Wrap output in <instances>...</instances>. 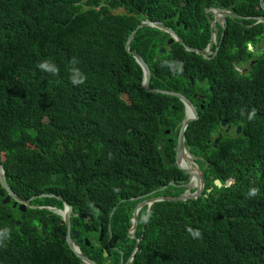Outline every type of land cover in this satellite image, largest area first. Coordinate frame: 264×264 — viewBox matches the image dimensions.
Wrapping results in <instances>:
<instances>
[{
  "label": "trees",
  "instance_id": "1",
  "mask_svg": "<svg viewBox=\"0 0 264 264\" xmlns=\"http://www.w3.org/2000/svg\"><path fill=\"white\" fill-rule=\"evenodd\" d=\"M207 8L248 18L226 19L212 60L167 46V34L146 26L130 44L150 69L151 89L179 93L191 77L214 95L184 134L186 150L204 170L203 191L186 203L140 211L131 264H264V24L255 20L264 17V0H0V162L11 191L28 200L20 213L0 198V232L8 230L7 239L0 237V264H82L68 248L61 218L39 208L61 209L62 202L42 195L66 201L80 227L111 222L120 234L146 197L184 191L177 186L187 176L173 165L183 106L141 87V69L125 44L149 19L204 50ZM42 61L57 71H42ZM76 70L85 77L79 85L71 83ZM221 120L240 126L238 136L224 134ZM212 133L223 137L214 144ZM252 187L259 191L248 197ZM127 244L131 252L133 241Z\"/></svg>",
  "mask_w": 264,
  "mask_h": 264
},
{
  "label": "water",
  "instance_id": "2",
  "mask_svg": "<svg viewBox=\"0 0 264 264\" xmlns=\"http://www.w3.org/2000/svg\"><path fill=\"white\" fill-rule=\"evenodd\" d=\"M209 12H212L213 19L208 18L207 14ZM205 16L208 19V23L210 26V39L209 42L204 50L200 49H193L185 45V43L182 41L180 37L176 35V33L169 27L164 26L160 22H153L149 19H144L141 21V23L136 27L135 30H133L129 36L128 40L125 44V50L126 52L131 55L135 61V63L140 67L141 72H142V81H141V87L148 93L152 94H161V95H167V96H172L177 98L180 103L184 107V118L180 124V128L178 130L177 134V141L176 145L174 147V165L176 166L177 169H179L184 175H186L189 179V188L188 190L181 196L179 197H149L147 199H143V197H137L135 198V201L142 200L138 205L135 206L133 214H132V228L130 230L134 231L136 229L137 225V213L142 207H147V211L149 208L158 202H183L186 203L188 200H195L197 199L204 187V179H203V174L198 173L197 169L194 167L192 169L186 168L181 165L180 160L185 152L190 160H193V157L188 153V151L185 148L184 145V134L189 126V124L195 122L197 118V114L195 111L194 106L185 98L184 94L187 93V90H183L182 94L178 92H171V91H165V90H159V89H151L149 84H150V78H151V73L148 65L146 62L142 59V57L133 50H130V44L131 41L133 40L136 32L138 29H140L142 26L154 28L160 32H163L169 36V39L167 41V45L170 46L173 43H178L181 46H183V49L189 53H194L199 56H201L203 59L207 60L209 59V51L212 45H216L218 43V33H219V28H224V25L226 23V19H231V20H238V21H245L248 18L243 17L241 15L235 14L231 11H223L220 10L219 8H207L205 10ZM257 22L256 23H262L264 24V17H259L255 19ZM240 24H242L240 22ZM178 26V23L176 24ZM220 36H223V33L220 34ZM217 48L215 49L214 54H216ZM164 50L162 48L159 49V53L162 54ZM191 81V80H190ZM224 125V122L222 123V126ZM240 132V126L237 127V134ZM214 185L217 188H221V184L219 183L218 180H215ZM230 183H228L229 185ZM191 191H193L191 193ZM209 191V190H208ZM44 197L48 198H54L57 199L58 201L62 202V208H56V207H39L40 209L44 210H49L52 213L58 215L62 222L64 223L66 227V243L68 245L69 250L80 260L82 264H95L92 262L88 257L82 254L79 246L75 244L74 240L78 237L77 232H71V220L74 218H78L79 214L74 213L72 208L67 204L66 201H64L61 197L55 196V195H42ZM0 198H2V205H8L12 204L13 208L17 207V210L20 213L25 212V208L28 204V201H24L20 199L16 194H14L9 186L7 185L5 178H4V170L2 167V164L0 162ZM21 220H23V216L20 217ZM19 222H16V225H19ZM75 225L78 226L77 220L74 221ZM129 237L134 239L133 234H129ZM86 245H88V242L86 241ZM138 250V242L135 245V248L132 252L131 255V261L134 258L135 253ZM130 263V260L128 261ZM126 263V264H128Z\"/></svg>",
  "mask_w": 264,
  "mask_h": 264
},
{
  "label": "flooded vegetation",
  "instance_id": "3",
  "mask_svg": "<svg viewBox=\"0 0 264 264\" xmlns=\"http://www.w3.org/2000/svg\"><path fill=\"white\" fill-rule=\"evenodd\" d=\"M168 39H167V41H168ZM167 41H165L166 45H167ZM162 46H163V44L160 43L159 47L164 50V48ZM215 49L213 51V55H211V48H210V51H209V59L210 60H212L213 56H215V54H214ZM216 53H217V51H216ZM178 75L184 76L183 73H177L176 76H178ZM198 80L202 84V80L201 79H198ZM177 87L181 89V91L179 92L181 94H182L184 89L187 90V93H185L184 96L194 106L198 119H199V111L204 112V110H206V112H208L209 104H210V102H212L211 98L214 96L211 94L210 88H205V86L203 88L198 87V82L193 83V80L191 77L186 78V81L184 82L183 86H177ZM217 96H219V94ZM204 105H205L206 109H204ZM221 109H222V113L226 112L228 110L224 104V101L221 103ZM183 110H184V107H183ZM223 122H224V125L222 126ZM220 127L224 128V132H225L224 134H228L229 137L238 136L237 127L227 124L226 120L220 121ZM165 134L166 135H169V134L173 135V133H171L169 130H166ZM214 136H218V138L216 140H214L212 137V142L213 143L215 142L214 144L217 143L219 138L223 137V135L219 136L217 134H215ZM176 141H177V138H176ZM184 156L190 162V163H188V161H187L186 163L193 168L195 167L197 169V172L199 174L202 173L203 177H204V170L198 166L197 160L195 158H193V160H190L188 158L187 154L185 155V153H184ZM173 165H174V163H173ZM177 187H180V188L183 187L184 188V191L179 196L183 195L189 188L188 177H187L186 181H181V184L178 185ZM192 192L193 191H191V193ZM172 193H174V190H172ZM179 196H177V197H179ZM149 197H146L145 199H147ZM153 197H161V196H153ZM133 200H135V198ZM26 201H28V200H26ZM27 206H28V204H27ZM143 208L144 207H142L139 210V212L137 213V225H138L139 213H140V211H142ZM10 209H15L12 207V204H10ZM10 209H8V211H10ZM16 209H17V207H16ZM133 211H132V214H133ZM132 219L129 221V225L126 228L125 232H123V230H122V231H120V234H118L117 231L113 230L111 222L110 223L108 222V224L105 226L95 225L90 230H88L86 228L80 227L79 224H78V226H76L74 223L75 220H71V232H77L78 233V237L74 240V242H75V244H77L79 246L80 250H82V247L86 248L88 250V251H86V253L89 255V257H90L89 259L92 262H94L95 264H126V263H128L129 260H130V263H128V264H131L132 252L135 248L136 243L139 242L138 239L136 238L137 225H136V229L134 231L130 230L132 228ZM72 227H74V229ZM129 234H133L135 238L134 239L130 238ZM87 235L90 236V238H86ZM86 241L88 242V245H86ZM127 241H133V250L131 252L128 250V247L130 244H127ZM134 241H135V244H134ZM125 252L129 253V255H128L127 259L124 261V255L126 254Z\"/></svg>",
  "mask_w": 264,
  "mask_h": 264
},
{
  "label": "clouds",
  "instance_id": "4",
  "mask_svg": "<svg viewBox=\"0 0 264 264\" xmlns=\"http://www.w3.org/2000/svg\"><path fill=\"white\" fill-rule=\"evenodd\" d=\"M209 13L212 14V12H209ZM256 24H258V23H256ZM250 49H251V47H250ZM76 63H77V61H75V60L71 61V64H73V65H75ZM165 64H167V66L170 69H173V67H174V70L177 71V72H179V71L182 70V64H180V63H175V65H174L173 62L166 61ZM38 67L42 71H46V72L55 73L57 71L56 66L54 64H52L51 62H49V61H42L38 65ZM84 80H85V77L82 74H80L78 70H76V75H74V76L71 77V83L73 85L82 84L84 82ZM254 115H255V112L254 111L253 112H250L248 114V119L251 120ZM258 191H259L258 188H255V187L249 188L247 195H248V197H254V196L257 195V192ZM150 217H151V213L150 212H148L147 214H145V216L143 217L144 222L147 223L149 221ZM187 231L190 233V235L193 238H197L200 235V233H199L198 230H193L191 228H188ZM0 237H2L4 239H7L8 238V230L7 229L2 230V232H0Z\"/></svg>",
  "mask_w": 264,
  "mask_h": 264
},
{
  "label": "rangeland",
  "instance_id": "5",
  "mask_svg": "<svg viewBox=\"0 0 264 264\" xmlns=\"http://www.w3.org/2000/svg\"><path fill=\"white\" fill-rule=\"evenodd\" d=\"M121 12H123V11H121ZM178 44V43H177ZM178 45H180V44H178ZM181 46V45H180ZM182 48H183V46H181ZM256 49H255V52L254 53H256L257 55L260 53V52H262V46L261 45H257L256 47H255ZM247 50L249 51L250 50V44L248 45V48H247ZM261 50V51H260ZM202 59V58H201ZM203 60H205V59H203ZM235 70L238 72V73H240L241 75L244 73V71H245V67H243V66H239V65H236V67H235ZM245 72H247L248 73V70L246 69V71ZM247 73L245 74V75H247ZM179 76H182V75H178L177 77H179ZM170 81H172V80H170ZM162 84H166V82L167 81H164V82H162V81H160ZM198 82V87H200V88H203L204 86L206 87V85H205V83H200L199 81H197ZM184 90H186V89H184ZM234 131V130H233ZM216 133H212V135H211V137H213V139L214 140H216L217 138H218V136H214ZM233 134V133H232ZM215 143V142H214ZM213 147H215V145L213 146ZM185 153V152H184ZM185 155H186V153H185Z\"/></svg>",
  "mask_w": 264,
  "mask_h": 264
},
{
  "label": "bare ground",
  "instance_id": "6",
  "mask_svg": "<svg viewBox=\"0 0 264 264\" xmlns=\"http://www.w3.org/2000/svg\"><path fill=\"white\" fill-rule=\"evenodd\" d=\"M187 161H188V163H190L189 160L186 159V157L184 156V153H183V155L181 157V160H180L181 165L184 166V167H186V168L192 169L193 167L189 166L186 163Z\"/></svg>",
  "mask_w": 264,
  "mask_h": 264
}]
</instances>
